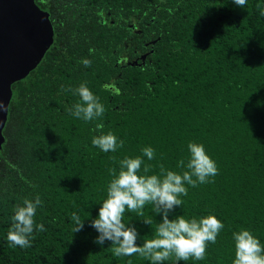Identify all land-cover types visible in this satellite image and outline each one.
<instances>
[{
    "label": "trees",
    "instance_id": "trees-1",
    "mask_svg": "<svg viewBox=\"0 0 264 264\" xmlns=\"http://www.w3.org/2000/svg\"><path fill=\"white\" fill-rule=\"evenodd\" d=\"M35 4L48 13L53 43L11 86L0 149V264H148L137 254L114 256L108 242L95 245L87 220L72 234L70 216L79 210L82 219L94 217L108 170L118 171L125 156H142L143 147L154 149L152 160L142 157L148 174L161 166L186 170L176 163L186 162L189 141L204 145L217 173L186 185L171 215L214 214L224 227L203 260L178 264H232L231 234L240 228L264 244V0H247L245 9L231 0ZM82 82L104 105L102 118L85 122L69 114L79 100L71 90ZM96 123L122 139V147H94ZM36 195L43 203L34 220L45 231L34 233L30 247H10L14 207ZM123 220L137 227L142 242L153 238L160 217L146 204L139 216L126 210Z\"/></svg>",
    "mask_w": 264,
    "mask_h": 264
},
{
    "label": "clouds",
    "instance_id": "clouds-1",
    "mask_svg": "<svg viewBox=\"0 0 264 264\" xmlns=\"http://www.w3.org/2000/svg\"><path fill=\"white\" fill-rule=\"evenodd\" d=\"M231 3L245 9L247 0H231ZM259 15L264 16V6L259 7ZM81 63L88 67L91 62L84 58ZM103 87L118 91L111 84ZM71 91L79 97L68 110L71 116L85 122L102 118L104 105L86 83H80ZM103 127V123L95 124L98 134L93 135L91 144L102 152H115L124 141L111 131H100ZM187 150L186 162L181 159L176 163L177 168L186 169L181 172L161 166L159 173L148 174L150 166L143 158L149 161L153 159L154 149L151 146L141 149L142 156H125L120 159L117 162L118 171L111 168L108 170L111 178L105 188V198L98 204L96 215L90 218L89 213V218L82 219L79 210L71 213L72 234L82 231L87 220L88 226L96 232L93 243L103 248L105 242H108L114 256L137 254L148 264H165L170 257L173 258L172 264L187 262L189 258L203 260L207 244L216 242L224 227L223 222L214 214L199 218L171 214L174 208L181 207L180 197L186 195V185L195 187L198 183L208 182L210 177L216 175L217 167L202 143L189 141ZM42 203L40 196L36 195L31 199H23L22 203L14 207L6 234L10 247H30L34 233L45 231L44 225L34 220ZM146 204H151L152 212L155 216L159 215L160 220L154 229L153 238L141 242L142 236L137 227L130 221L125 223L123 216L126 210L141 215ZM140 220L147 226L151 224L149 219ZM231 239L234 248L232 264H264V244L250 230L240 228L233 231Z\"/></svg>",
    "mask_w": 264,
    "mask_h": 264
},
{
    "label": "water",
    "instance_id": "water-1",
    "mask_svg": "<svg viewBox=\"0 0 264 264\" xmlns=\"http://www.w3.org/2000/svg\"><path fill=\"white\" fill-rule=\"evenodd\" d=\"M52 43L48 13L40 10L35 0H0V149L11 86L38 66Z\"/></svg>",
    "mask_w": 264,
    "mask_h": 264
}]
</instances>
